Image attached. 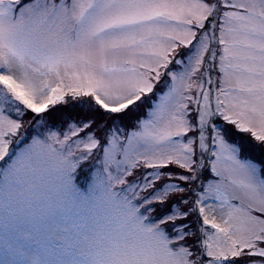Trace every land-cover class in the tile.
I'll use <instances>...</instances> for the list:
<instances>
[{"label":"snow or ice","instance_id":"obj_1","mask_svg":"<svg viewBox=\"0 0 264 264\" xmlns=\"http://www.w3.org/2000/svg\"><path fill=\"white\" fill-rule=\"evenodd\" d=\"M0 264H264V0H0Z\"/></svg>","mask_w":264,"mask_h":264}]
</instances>
